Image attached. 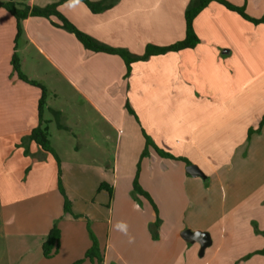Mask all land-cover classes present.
Wrapping results in <instances>:
<instances>
[{
	"label": "crops",
	"instance_id": "obj_1",
	"mask_svg": "<svg viewBox=\"0 0 264 264\" xmlns=\"http://www.w3.org/2000/svg\"><path fill=\"white\" fill-rule=\"evenodd\" d=\"M12 1L42 7L59 0ZM189 1L117 0L92 12L81 0L72 7L65 0L58 9L99 42L142 54L148 43L163 46L184 37ZM228 1L244 4L253 17L264 14V0ZM53 22L58 20L21 19L15 44V17L0 7V264H74L81 259L77 264H98L84 258L92 237L100 244L102 264H264V253L258 252L264 248V22H247L213 1L194 18V30L199 38L202 32L214 37L231 33L233 41L203 39L193 48L152 55L133 62L129 75L119 55L88 50ZM14 52L21 72L46 88L42 118L48 120V131L52 109L61 114L58 135H73L63 142L69 146L63 152L49 132L59 163L25 138L39 121L41 89L18 76L11 64ZM62 86L71 90L63 91L68 99L79 95L105 119L111 113L129 122L128 104L136 121L124 139L126 145H137L129 171L120 172L115 164L108 203L92 202L82 215L62 173L66 168L75 178L72 186L81 198L87 163L76 156L80 138L65 109L52 101ZM143 132L159 148L196 164L205 178L191 176L187 163L161 157L152 148L140 157ZM98 135L87 136L88 142L103 152L101 144L110 135L103 128ZM91 160L98 175L105 176L101 157ZM138 161V184L154 206L141 194L139 201L129 194ZM58 174L71 213L63 210ZM120 220L127 222L132 243L113 227ZM54 223L60 229L59 247L44 257L42 242ZM184 229L210 233L211 244L202 255L198 242L181 237Z\"/></svg>",
	"mask_w": 264,
	"mask_h": 264
},
{
	"label": "trees",
	"instance_id": "obj_2",
	"mask_svg": "<svg viewBox=\"0 0 264 264\" xmlns=\"http://www.w3.org/2000/svg\"><path fill=\"white\" fill-rule=\"evenodd\" d=\"M65 0H59L57 2L49 3L45 6H30L27 4H21L14 2L12 0L9 1H0V7L5 8L8 12H10L16 20V37L15 41L18 39V36L21 33V25L20 21L21 19L27 17V16H40V17H46L51 18L55 17L58 22H53L56 26H59L68 32L75 35V37L79 40V42L88 50L95 51V52H105L110 54H117L119 55L125 65H126V75H129L131 70V64L137 60H145L148 57L152 55H158L162 53H166L168 51H178L184 48H193L197 45L199 42V37L196 34L194 27H193V20L197 16V14L203 10L209 3L215 1L222 5H224L227 9L236 11L239 13L243 18L253 22L254 24H258L261 22H264V14L260 17H253L246 13L244 6H238L235 5L228 0H190L187 4L185 11H184V20H185V35L182 39L177 40L173 43L167 44V45H155V44H146L144 51L142 54H133L126 48L121 47H114L109 46L107 44H104L102 42H99L95 38H93L88 33L80 30L77 28L68 18H66L58 9V6L60 3H62ZM85 3V5L92 11V12H100L104 10L105 8L110 7L113 5L117 0H98V1H91V0H81ZM11 64L13 66V69L17 72L18 76L33 84L36 86H39L41 89V96L38 101V115H39V121L38 124L33 127L29 134L25 137L32 141H34L41 150L51 153L55 156L57 162L59 163V158L55 154L50 138H49V131H48V120H44L42 118V112L45 106L46 102V96L47 91L46 88L40 84L39 82L27 78L20 70V62L19 58L14 52L11 57ZM127 109L129 112L133 113L132 110L129 108L128 104H126ZM52 115L55 121L57 122L58 127H63V125L60 123V112L57 110H52ZM262 125V121L260 122L259 127L256 128V131L260 130V126ZM252 130L249 131V134ZM143 135L145 137V143L147 145H151L154 147L156 153L160 155L161 157H167L171 159L176 160H182L185 163L189 164V161L181 156H175L158 146H156L154 143H152L151 139L143 132ZM137 177V176H136ZM133 187L135 191H137L139 194L144 196L153 206L154 202L150 195L144 191L136 181L134 180ZM58 188L60 193L63 196V210L66 213L71 212V204L70 200L67 198L65 194L64 187L62 185L60 174H58ZM106 188L109 195L112 196L113 189L111 186H109L105 182H101L99 184V189ZM59 240H60V229L57 226L56 223L53 224V226L50 228L48 233L43 239L42 242V253L44 257H51L54 253H56L58 247H59ZM259 253H264V248L258 251ZM84 258H89L91 260H96L98 264H102V256L100 254V250L97 245V241L94 237H92V244L91 246L86 250ZM81 260L76 261L74 264H77L81 262Z\"/></svg>",
	"mask_w": 264,
	"mask_h": 264
},
{
	"label": "rangeland",
	"instance_id": "obj_3",
	"mask_svg": "<svg viewBox=\"0 0 264 264\" xmlns=\"http://www.w3.org/2000/svg\"><path fill=\"white\" fill-rule=\"evenodd\" d=\"M240 6H244L246 13L249 14L244 4H241ZM237 14L241 16L239 13ZM243 19L246 20L247 22L254 24L253 22L245 18ZM224 33H221V35L226 36V37H221V36L214 37L212 33L204 34L202 32L199 40H201L202 42H203V39L211 40V41H214V40L215 41L223 40L227 42H230V40L233 41L231 33H225V34ZM18 39L15 41V44L16 42H18ZM240 40H241V37L237 39V41H240ZM50 73L51 72L48 71V75H50ZM68 89L69 88L67 86L66 87L62 86V90H61L62 94H60L57 98H52L53 99L52 101L54 102V105L63 107L65 109L66 114L68 116L69 124L73 127L74 132L78 134L80 138L79 139L80 140L79 141L80 143L79 151L76 156H79L82 162L87 163L86 174H84L85 176H82V179H81L82 180V187H81L82 189L80 192L81 198L80 196L77 195L76 190L74 189V186H72V184L75 181V178L68 174L66 168H64L62 172L65 175V180L68 181L69 179V182L71 185L69 189V195L73 199L74 208L77 210V212H79L78 213L79 215H82L81 214L82 211L84 209H87V206H90L92 202H95L96 205H98V203H108L111 196L109 195L106 188L99 189V184L101 182H105L109 186H111L113 189L112 181H111V174L113 172L115 164L119 165L120 172H122L124 169L127 172L129 171L131 165L133 164L132 162L133 159L132 161H130V158L131 157L133 158V156H135L137 152V145L135 143H133L132 145H126L124 144V139L128 137L127 136L128 133L133 132V130H131V127L132 125H135L136 121H135L134 115L130 112H129L130 114L128 113L129 115L128 118L130 119H129V122L127 123L126 122L123 123L119 119L120 115L116 116L115 114H111V113L107 114L108 118L105 119L104 117L96 113L92 109V107L89 105V103L85 99H82L81 97H79V95L77 96L75 94V96L72 99H68V96H65L63 92V91L69 92L70 89L69 90ZM46 114L49 115L48 111H46ZM49 116L53 118L52 115H49ZM53 120L54 121H52L49 124V132L52 135L53 142L56 143L57 147H59L61 151L64 152V149L65 148L69 149V146L67 142L65 144L63 142L67 139L68 136L72 137L73 135L69 132L62 131L63 133L61 134H63L62 135L63 137L59 136L58 130H57V122L55 121L54 118ZM100 128H103L105 132L110 135V140H108L105 145L101 144V148L102 149L104 148L103 152L100 151L98 147L91 145L88 142V137H87L89 135H94L96 138H99L98 132ZM250 130L253 131L251 126L247 130L248 136H249ZM133 136L135 135H132L131 137ZM120 137H121L120 142H118ZM76 144L77 142L74 141L72 143V146ZM150 148H152L155 151L153 146L147 145L146 143H144L143 146L141 147L139 156L141 157V156L148 155L150 152L149 151ZM93 156L101 157L102 160L99 162L103 163V166L105 167V176L98 175L97 169L93 167L94 164L91 160ZM108 159H110L109 165L106 162ZM72 162L75 163L76 161L72 160ZM138 166H139V161L136 164H134V168H135L134 174L132 178H130L131 191L129 192V194L131 196V199L134 201H139V199L137 198L139 193L135 191L133 187L134 180L136 179V181L138 182V178L136 177ZM74 169H77V168L73 167L72 171H74ZM98 179H102V181L98 182ZM208 181H209L208 179H203L204 186L209 187ZM66 196L70 200L67 194ZM70 204H71V200H70ZM97 245L99 248V245H100L99 242H97Z\"/></svg>",
	"mask_w": 264,
	"mask_h": 264
},
{
	"label": "water",
	"instance_id": "obj_4",
	"mask_svg": "<svg viewBox=\"0 0 264 264\" xmlns=\"http://www.w3.org/2000/svg\"><path fill=\"white\" fill-rule=\"evenodd\" d=\"M185 171L193 177L199 176L201 178H205V174L201 171V169L196 164H187L185 167ZM181 237L190 243L198 242L199 247V255L203 254L204 249L211 244V236L208 231L201 230H190L184 229L180 233Z\"/></svg>",
	"mask_w": 264,
	"mask_h": 264
},
{
	"label": "clouds",
	"instance_id": "obj_5",
	"mask_svg": "<svg viewBox=\"0 0 264 264\" xmlns=\"http://www.w3.org/2000/svg\"><path fill=\"white\" fill-rule=\"evenodd\" d=\"M75 0H69L68 2V6L72 7L74 4ZM113 227L115 228V230L121 232L122 234H124L125 236L128 237L129 243H132L134 238L131 236V234L129 233V229H128V224L126 221L120 220L117 221Z\"/></svg>",
	"mask_w": 264,
	"mask_h": 264
}]
</instances>
